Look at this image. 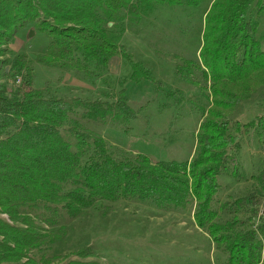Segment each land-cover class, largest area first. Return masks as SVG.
<instances>
[{"label": "trees", "instance_id": "16d2710c", "mask_svg": "<svg viewBox=\"0 0 264 264\" xmlns=\"http://www.w3.org/2000/svg\"><path fill=\"white\" fill-rule=\"evenodd\" d=\"M166 7L196 10L199 18L197 53L181 55L174 65L177 80L197 88L196 99L185 97L181 88L165 90L152 62L133 60L122 43L127 29L151 24L152 14ZM263 10L260 0H0V56L1 46L34 21L51 39L35 55L37 63L71 64L101 76L112 57L120 54L128 62L116 96L108 99L34 89L27 54L0 58V67L9 66L0 68V264H46L45 226L64 225L103 200L189 212L220 244L225 264H264L263 195L254 190L220 200L224 178H241L234 163L243 137L256 136L264 153V113L245 122L230 117L243 99L264 86ZM194 15L179 20L186 48L193 45L187 29ZM169 42L158 56L172 54L170 45L180 47ZM195 72L203 82L193 77ZM144 79L170 106L197 102L201 120L189 159L154 161L140 152L113 149L99 132L136 117L123 85ZM250 178L264 185V167ZM239 212L251 225L240 228ZM82 257L63 264H100Z\"/></svg>", "mask_w": 264, "mask_h": 264}, {"label": "rangeland", "instance_id": "374dc122", "mask_svg": "<svg viewBox=\"0 0 264 264\" xmlns=\"http://www.w3.org/2000/svg\"><path fill=\"white\" fill-rule=\"evenodd\" d=\"M260 5H264V0H260ZM195 13L196 10L191 9L160 8L149 18L151 24L143 22L140 30L127 29L122 38L124 49L133 60L152 62L154 74L163 81L165 90L169 86L181 88L185 97L192 99H196L197 88L177 80L174 65L180 61L181 55L184 58L195 55V34L200 23ZM261 14L259 32L264 49V10ZM191 15L194 16L188 25L187 38L193 45L186 48L182 43L187 40L179 35V20L185 21ZM31 30L33 34L30 37ZM50 40L37 28L36 22H28L1 46L3 53L0 58L10 61L17 54H27L33 68L34 89L61 94L71 92L85 98L112 99L116 96L119 81L128 69L124 57L120 54L112 57L108 69L101 76L78 71L71 64L37 63L35 55L45 49ZM169 40L179 42L180 47L170 45L172 54L164 52L158 56L157 50H162L161 45L170 43ZM156 43L159 47L154 46ZM180 48L182 50L178 51ZM4 65L0 68L6 66L9 70V66ZM193 77L203 82L200 72H195ZM0 78L3 80L1 74ZM19 83L20 78H17L14 84ZM123 87L136 117L121 125L102 126L99 132L108 145L117 150L143 153L154 161L181 162L189 159L201 120L197 102L185 100L183 104L170 106L164 94H156L153 83L145 79L139 83L127 82ZM105 93L109 97H105ZM263 113L264 86L243 99L230 117L245 122ZM262 152L256 136L243 137L234 163L239 167L238 176L241 178L238 181L233 177L224 178L220 200H233L254 190L263 195L261 201L264 200V185L250 178L264 167ZM261 212L259 209V215ZM2 216L9 220L6 214ZM237 217L242 219L240 228L251 225L243 212L237 213ZM254 221L257 223V218ZM43 233L46 264H63L78 254L83 255V260H94L100 264H225L226 253L195 224L191 213L164 211L136 201H99L64 225L45 226ZM262 258L264 262V255ZM9 259L15 260L13 256Z\"/></svg>", "mask_w": 264, "mask_h": 264}, {"label": "water", "instance_id": "95a60500", "mask_svg": "<svg viewBox=\"0 0 264 264\" xmlns=\"http://www.w3.org/2000/svg\"><path fill=\"white\" fill-rule=\"evenodd\" d=\"M32 34H33V31L31 30V31H29V36L31 37L32 36Z\"/></svg>", "mask_w": 264, "mask_h": 264}, {"label": "built area", "instance_id": "2783aa9c", "mask_svg": "<svg viewBox=\"0 0 264 264\" xmlns=\"http://www.w3.org/2000/svg\"><path fill=\"white\" fill-rule=\"evenodd\" d=\"M263 157H264V153H263Z\"/></svg>", "mask_w": 264, "mask_h": 264}]
</instances>
